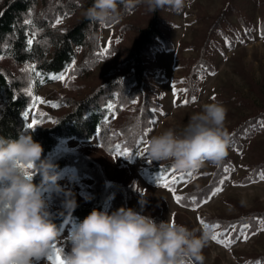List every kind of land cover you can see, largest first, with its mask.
<instances>
[{"label": "rangeland", "instance_id": "obj_1", "mask_svg": "<svg viewBox=\"0 0 264 264\" xmlns=\"http://www.w3.org/2000/svg\"><path fill=\"white\" fill-rule=\"evenodd\" d=\"M84 14L83 0H38L26 16L34 24L27 33L42 40L51 55L56 40ZM154 18L163 38L155 39L143 56L142 90L129 77L131 51ZM105 48L108 53L101 55ZM33 65L34 70H27ZM0 67L28 97L25 121L36 120L33 128L54 125L77 101L107 83L115 88L101 135L63 140L51 156L75 154L86 164L83 173L74 164L59 171L58 183L74 192L78 205L98 203L104 187L103 210L109 212L120 207L139 211L143 197L144 214L157 222L171 219L189 229L211 225L214 235L221 234L223 243L212 239L203 250L204 264H264V0H186L180 13H152L144 0H123L117 18L92 26L71 65L50 76L63 75L64 80L44 82L35 62L2 57ZM213 101L227 108L225 127L231 136L219 166L205 163L189 176L172 168L171 161H151L146 147L152 136L168 128L181 131ZM51 195L54 213L62 197ZM176 196L184 199L178 203ZM74 224L68 220L62 225L57 247L65 249L64 238ZM244 225L248 227L241 231Z\"/></svg>", "mask_w": 264, "mask_h": 264}, {"label": "clouds", "instance_id": "obj_2", "mask_svg": "<svg viewBox=\"0 0 264 264\" xmlns=\"http://www.w3.org/2000/svg\"><path fill=\"white\" fill-rule=\"evenodd\" d=\"M149 12L180 13L186 0H144ZM123 0H94L85 18L104 25L118 16ZM227 108L206 103L177 132L168 128L147 141L151 161H171V167L195 173L205 163L219 166L228 155L231 136L225 127ZM43 148L31 132L0 137V264H40L53 254L61 230L53 223L52 193L61 196L59 215L65 222L78 207L74 192L61 186L57 165L42 159ZM40 177L39 184L34 178ZM140 210L120 207L93 209L69 231L63 264H204L203 250L214 235L211 225L189 229L168 219L157 222ZM199 232V235H197Z\"/></svg>", "mask_w": 264, "mask_h": 264}, {"label": "trees", "instance_id": "obj_3", "mask_svg": "<svg viewBox=\"0 0 264 264\" xmlns=\"http://www.w3.org/2000/svg\"><path fill=\"white\" fill-rule=\"evenodd\" d=\"M38 0H0V57H8L16 63L22 64L35 62L38 73L44 82L50 81L51 75L61 73L68 68L76 58V48H82L87 43V37L92 26L96 23L83 18L74 26L67 29L54 44V50L48 55L42 40L30 38L27 31L34 30V24L26 23L28 16ZM94 0H83L84 10L92 6ZM46 13L50 14L48 10ZM163 32L154 18L148 26L143 28L140 36L132 49L133 71L129 74L140 89L144 90L145 78L143 56L148 46L155 39H162ZM32 43L29 44L28 41ZM206 53L204 52L203 59ZM119 82H122L120 80ZM20 83L9 78L0 67V137L15 139L20 133L31 132L34 141L42 145V159L47 158L57 165L59 172L65 166L74 164L83 173L87 167L80 162L75 154H62L53 156L56 148L63 140L76 138L78 140H91L95 135H101L103 127L107 123V117L111 110L110 104L116 94L113 85L107 83L97 90L77 101L75 108L59 117L54 125L43 128H28L25 114L29 107L28 97L19 92ZM142 123V116L137 119V124ZM51 158V159H50ZM40 177L34 178V183L39 184ZM105 186V185H104ZM106 187L99 195V201L95 205H78L72 214L74 223L83 220L94 208L104 209V193ZM63 209L60 207L54 212L53 223L60 229L65 223V217L59 215ZM68 221V220H67Z\"/></svg>", "mask_w": 264, "mask_h": 264}, {"label": "snow or ice", "instance_id": "obj_4", "mask_svg": "<svg viewBox=\"0 0 264 264\" xmlns=\"http://www.w3.org/2000/svg\"><path fill=\"white\" fill-rule=\"evenodd\" d=\"M26 23H31V21H26ZM56 23H57V24L61 23V20H60V19H57ZM28 43L31 44L32 41L29 40ZM106 53H108V49H107V48H105V49L101 52V55H104V54H106ZM0 59H2V57H0ZM34 68H35V66L33 65V66H30V68L27 69V70H34ZM36 75L39 76L40 74H39V73H36ZM50 79H52V80H64L65 77H64L63 75H60V76H52V77H50ZM40 82L43 83V80H41ZM28 94L31 95V91H30V90H29ZM35 99H36V100H40V102L43 103V101L41 100V98L36 97ZM213 99H214V97H213ZM52 106H53V107H56L57 105H56V104H53ZM36 123H37V121H36V120H33L32 123L28 124V128H30V129L33 128V127L35 126ZM117 148H119V146H117ZM123 154H124V155H128L127 151H124ZM191 174H192L191 172H188V173H187V175H189V176H191ZM177 179H180V177H177ZM260 179H261V180H264V173H262V174L260 175ZM175 182H176L175 180H172V181H171L172 184H175ZM168 183H169V182H168L167 180H165V186H167ZM173 191H174V189H173ZM219 191H221V189H219V188L216 189V192H214L213 195H215V194H216L217 192H219ZM175 199H176V201L179 203V202L182 201L184 198L181 197V196H176ZM193 203H197V201L195 200V198H193ZM205 203H207V201H205ZM201 223H203V221H201ZM213 227H215V228H219L220 225H219V224H216V225H214ZM247 227H248L247 225H244L243 228L241 229V231H243L244 229H247ZM220 236H221V234H220V233H217L216 235H213L212 239H213V240H216V241L219 242V243H223L224 241L220 240V238H219ZM245 238H247V237L245 236ZM230 244H231V241H228V245H230ZM62 252H63V249L57 247V246L54 244V245H53V254H52L51 256H49L48 259L51 260V261L53 262V264H63ZM257 264H259V262H257Z\"/></svg>", "mask_w": 264, "mask_h": 264}]
</instances>
